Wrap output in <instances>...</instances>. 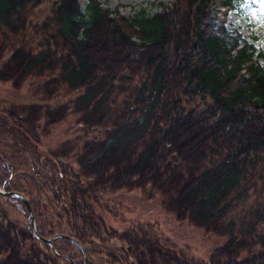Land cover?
<instances>
[{
    "label": "trees",
    "instance_id": "16d2710c",
    "mask_svg": "<svg viewBox=\"0 0 264 264\" xmlns=\"http://www.w3.org/2000/svg\"><path fill=\"white\" fill-rule=\"evenodd\" d=\"M79 1L0 0V81L37 97H0V189L52 242L0 194V264H264V52L227 26L245 0ZM71 113L81 134L54 144ZM122 188L224 243L193 256L128 218Z\"/></svg>",
    "mask_w": 264,
    "mask_h": 264
},
{
    "label": "rangeland",
    "instance_id": "374dc122",
    "mask_svg": "<svg viewBox=\"0 0 264 264\" xmlns=\"http://www.w3.org/2000/svg\"><path fill=\"white\" fill-rule=\"evenodd\" d=\"M100 1L105 9L112 12L118 11L126 17H134L142 11H145L149 15L156 14L162 11L164 7H170L174 0ZM79 2L82 11L86 13V6L89 0H80ZM235 5V9L231 11V15L229 16V30L239 31L258 50L264 52V0H245L242 3L236 1ZM21 90L18 93L10 84L0 81L1 99L21 105L31 104L37 100V97L27 90V87ZM63 99V97L54 99L50 102L49 106L57 107L61 105ZM80 123L79 116L71 113L65 122L56 124L52 128V135H50L49 139H52L54 144L66 139H78L81 134L80 129L82 128ZM109 195L113 199V202L123 205L125 209L124 214L128 218H135L146 224H153L173 242L188 249V252L195 257L208 260L212 251L224 243V239L206 232L203 228H199L189 222L179 221L173 212L162 206L159 195L152 193L150 190H128L122 188L110 191ZM7 210L11 216L25 214L21 206H17L16 209L10 208ZM97 248L105 250L101 245H97Z\"/></svg>",
    "mask_w": 264,
    "mask_h": 264
},
{
    "label": "water",
    "instance_id": "95a60500",
    "mask_svg": "<svg viewBox=\"0 0 264 264\" xmlns=\"http://www.w3.org/2000/svg\"><path fill=\"white\" fill-rule=\"evenodd\" d=\"M0 194H3V195H7V196H10V197H17V198H20L23 202H24V204L28 207V210H29V212H30V215H31V222H32V225L34 226V234H35V236L36 237H38V234H37V230H36V225H35V217H34V215H33V210H32V207H31V205H30V203H29V201L26 199V198H24L23 196H21L20 194H17V193H6L5 191H3V190H1L0 189ZM39 238V237H38ZM41 241H43V242H46V243H48L49 245H51V241H47V240H44V239H41V238H39ZM80 248H82L81 246H80V244H78L77 242H75Z\"/></svg>",
    "mask_w": 264,
    "mask_h": 264
}]
</instances>
